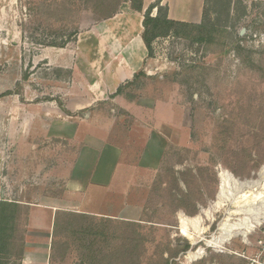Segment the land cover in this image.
<instances>
[{
	"label": "rangeland",
	"instance_id": "obj_1",
	"mask_svg": "<svg viewBox=\"0 0 264 264\" xmlns=\"http://www.w3.org/2000/svg\"><path fill=\"white\" fill-rule=\"evenodd\" d=\"M230 2L225 20L207 1L210 38L158 37L148 70L103 97L113 81L79 36L129 0H0V155L13 169L0 197L22 189L29 203L0 204V264H264V0ZM85 134L121 149V175L88 207L108 220L78 214L74 235L64 211L54 238L46 207L73 197L57 173ZM221 168L235 182L214 206ZM224 222L229 239L212 245Z\"/></svg>",
	"mask_w": 264,
	"mask_h": 264
},
{
	"label": "crops",
	"instance_id": "obj_2",
	"mask_svg": "<svg viewBox=\"0 0 264 264\" xmlns=\"http://www.w3.org/2000/svg\"><path fill=\"white\" fill-rule=\"evenodd\" d=\"M155 1L157 0H142L141 11L132 9L128 3L124 4V6L120 7L112 17L106 18L91 26V28L84 33L85 39L79 36L82 44L81 48L85 49V51H80L85 56V63L90 65L93 71L97 69V73L105 71L110 81H113L112 89L110 91H99V95L103 94V97H107L113 94L118 85H121L122 82L127 80H131L141 69L147 71V66L155 62V60L150 57L141 38L144 11ZM207 1L208 0H160V5L167 8V18L169 20L188 24H200L203 20ZM155 14L156 9L152 12L153 16ZM83 39L86 41L82 42ZM101 64H103L102 68H100ZM103 97L102 99H104ZM71 110L73 111V109ZM66 126L64 130L61 129L59 132L61 136L63 135L68 141L72 142L73 123L69 121ZM85 138L88 139L86 140L88 142L86 143V141H84V145L80 148L81 151L75 154L77 163L73 165L70 160H65L64 165L66 167L58 169V175L61 174V176L67 177L63 179L67 189V192H65L72 194L73 197L67 201V205H65L63 198L58 196L53 197V202L50 206L46 207L50 213V234L53 233V231L55 233V230H57V224L61 223V215L59 214L64 211L73 213L74 235L77 234L76 230L74 231V228L76 229L77 227L76 222L81 220L78 214L95 219H97L98 216H102L105 218L104 220H108L107 215L89 210L88 207L91 204V196H94L97 191L107 190L109 186L116 181L114 177L118 174L121 175L120 170L116 167L121 157V149L105 143L104 139H95L97 144H91L93 135L85 134ZM22 142L24 145L30 144L26 139ZM98 147L101 148L98 149ZM89 155L91 156L89 157ZM8 156L10 155H5V157ZM5 157L0 155V186L2 182H6V184L8 182L9 184L10 181L8 179L11 177L13 170L11 159L8 161ZM84 159H87V163L93 162L94 166L82 168L80 162ZM23 161L24 159L21 157L19 163L21 164ZM78 163H80L79 166L77 165ZM4 169H6V171L2 172ZM19 173L20 175L17 176L16 179L19 181L23 179L26 180V173H21L20 171ZM7 190V187L5 190L0 189V196L7 195ZM16 192H19L21 196L19 195L13 200L12 198L4 199L0 197V204L13 205L15 208L29 205V203L24 200V196H22V189ZM80 195L82 198L78 197ZM102 197L103 196L96 198L100 200ZM69 220H72V217L69 216ZM57 237L56 232L54 238ZM24 259L25 258H23V264H25Z\"/></svg>",
	"mask_w": 264,
	"mask_h": 264
},
{
	"label": "trees",
	"instance_id": "obj_3",
	"mask_svg": "<svg viewBox=\"0 0 264 264\" xmlns=\"http://www.w3.org/2000/svg\"><path fill=\"white\" fill-rule=\"evenodd\" d=\"M88 1V0H87ZM105 0H95L97 3H104ZM130 7L134 10L141 11L142 10V0H129ZM220 0H212V11L219 12V10H223L225 12V20L229 18V8H230V0H227L226 3H222L219 5ZM118 6V4H117ZM116 8L112 9L110 13H108L104 19L112 17L117 12ZM156 9V14L153 16L152 11ZM244 11V9H243ZM241 10V12L243 13ZM219 23V20L212 21L208 19L206 21L205 13L203 15V20L200 24H188L181 23L169 20L167 18V8L160 5V0L155 1L150 4L143 14L142 26L143 30L141 33V38L148 50V53H151V43L152 41L161 36H166L169 34L177 35L180 37H191L195 40H205L210 38L212 34L216 31V25ZM58 45V44H56ZM118 92V91H116ZM4 205V204H3ZM12 207H15L12 205ZM2 210H0V213ZM2 230V227H0ZM2 237L0 235V242L2 241ZM189 247V243L185 241V246L183 249H187ZM17 258H20L17 256ZM14 264H20L18 261Z\"/></svg>",
	"mask_w": 264,
	"mask_h": 264
},
{
	"label": "bare ground",
	"instance_id": "obj_4",
	"mask_svg": "<svg viewBox=\"0 0 264 264\" xmlns=\"http://www.w3.org/2000/svg\"><path fill=\"white\" fill-rule=\"evenodd\" d=\"M219 171H220L219 173L220 185L218 188V194L216 196V200L213 202L214 206H216L217 204H220V202L222 201L225 184L235 182V179L233 178V176L231 175L229 171L223 168H221ZM260 173L264 174V167L261 169ZM251 183L252 181H249V182H245L244 184L245 186L247 185L248 187V185H250ZM220 229L222 230L221 234L213 237L209 241V243H211L212 245H220L223 241L228 240L230 237L229 231L232 229V225H229L226 222H224V224L220 225ZM182 234L186 235V232L182 231Z\"/></svg>",
	"mask_w": 264,
	"mask_h": 264
},
{
	"label": "built area",
	"instance_id": "obj_5",
	"mask_svg": "<svg viewBox=\"0 0 264 264\" xmlns=\"http://www.w3.org/2000/svg\"><path fill=\"white\" fill-rule=\"evenodd\" d=\"M156 40H158V41H159V40H160V38H158V37H157V38H155V39L152 41V43L156 44V43L158 42V41H156Z\"/></svg>",
	"mask_w": 264,
	"mask_h": 264
},
{
	"label": "water",
	"instance_id": "obj_6",
	"mask_svg": "<svg viewBox=\"0 0 264 264\" xmlns=\"http://www.w3.org/2000/svg\"><path fill=\"white\" fill-rule=\"evenodd\" d=\"M243 28L240 30V33L242 32Z\"/></svg>",
	"mask_w": 264,
	"mask_h": 264
}]
</instances>
